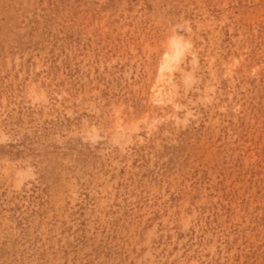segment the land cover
I'll return each instance as SVG.
<instances>
[{"label": "rangeland", "instance_id": "1", "mask_svg": "<svg viewBox=\"0 0 264 264\" xmlns=\"http://www.w3.org/2000/svg\"><path fill=\"white\" fill-rule=\"evenodd\" d=\"M0 264H264V0H0Z\"/></svg>", "mask_w": 264, "mask_h": 264}, {"label": "bare ground", "instance_id": "2", "mask_svg": "<svg viewBox=\"0 0 264 264\" xmlns=\"http://www.w3.org/2000/svg\"><path fill=\"white\" fill-rule=\"evenodd\" d=\"M174 51H175L174 54L172 56H170V55L167 56L165 62L161 65V72H160V73H162L161 77H165V74H163L165 72H173L172 63H173V61L175 59L178 60V57H179V54H180V50H179L178 46H176V45L174 46ZM169 75H172V73L169 74ZM157 97H159V98L160 97H164V93H163L162 89H159L157 91ZM161 100H163V99L161 98Z\"/></svg>", "mask_w": 264, "mask_h": 264}]
</instances>
